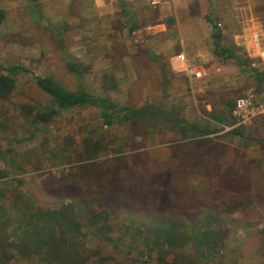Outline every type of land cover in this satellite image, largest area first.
<instances>
[{
	"label": "rangeland",
	"instance_id": "374dc122",
	"mask_svg": "<svg viewBox=\"0 0 264 264\" xmlns=\"http://www.w3.org/2000/svg\"><path fill=\"white\" fill-rule=\"evenodd\" d=\"M214 1L222 44L251 66L187 61L204 73L196 79L174 65L187 60L175 47L172 58L138 47L145 36L134 29L146 18L124 14L121 0L113 16L93 0H0V62L32 71L0 102V264H264V115L234 128L243 136L227 129L237 123L229 104H264V73L252 68L264 62L235 38L264 40V0ZM146 3L157 24L175 28L173 17L160 19L167 3ZM228 69L236 76L220 80ZM35 76L166 115L108 127L96 108H75L38 125L23 110L52 99ZM187 125L219 132L186 136ZM89 140L101 143L94 158ZM168 223L180 228L178 244L148 251L147 228Z\"/></svg>",
	"mask_w": 264,
	"mask_h": 264
},
{
	"label": "trees",
	"instance_id": "16d2710c",
	"mask_svg": "<svg viewBox=\"0 0 264 264\" xmlns=\"http://www.w3.org/2000/svg\"><path fill=\"white\" fill-rule=\"evenodd\" d=\"M124 13L127 14L125 11ZM3 14L4 12L0 11V23L2 22ZM208 22L212 30L211 38L215 46L214 54L225 60H236L240 67H250L251 64L249 60L245 58L244 55H241L235 46H225L222 44L223 32L215 26V21H213L211 16L208 17ZM70 68L75 72L78 71V68L75 65H71ZM255 72L256 74L258 73L257 70H255ZM27 74H32V71L24 65L13 64L5 66L0 62V102L9 99L15 93L18 85V77ZM256 77V79L264 85V77L262 74H257ZM34 83L52 99V106H42L36 111L32 107H27L23 110L28 118L32 119L33 122L38 125H49L50 123H53L63 111L75 108H96L100 113L103 123L108 127L127 124L138 120L157 121L166 115V113L159 109L155 104H146L141 108H133L120 105L109 97L96 95L88 90L71 92L62 87L61 84L50 76H35ZM234 107L235 104H229L230 115L232 114L231 110L234 109ZM212 117L218 122L229 121L227 117L218 114H212ZM182 132L186 136L188 133H191L193 136L205 137L219 131H203L197 125L191 127L187 125V127L182 129ZM232 133L234 135L243 136V132L240 129H234L232 130ZM87 143H89V150L92 153L91 157H96L101 149V143L93 142L92 140H89ZM6 177V174L0 172V179ZM143 232L145 231H140L142 234ZM179 233L180 228L174 223L151 226L147 228L145 232V247L151 252L154 249L165 251L170 247H175L178 244L177 236Z\"/></svg>",
	"mask_w": 264,
	"mask_h": 264
},
{
	"label": "crops",
	"instance_id": "0c3cea01",
	"mask_svg": "<svg viewBox=\"0 0 264 264\" xmlns=\"http://www.w3.org/2000/svg\"><path fill=\"white\" fill-rule=\"evenodd\" d=\"M122 2V12L125 11L131 16V11L134 10L142 13L146 18V25H143V28H140L141 24H139L134 29L135 32L142 30L145 36L143 42H137L138 47L161 49L167 54H172L173 50L169 49L175 47L174 51L186 55L188 63L195 62L206 69L210 68L209 70L214 69L217 62H220V65L228 63L231 67H233V62L237 63L236 60H225L214 54L215 46L211 38L212 30L207 19L210 15L217 14L214 9V0H173L164 4L159 9L160 19L173 17L175 28L172 29H169L165 23L157 24L156 13L153 9H148L146 0H123ZM126 4H129V6L127 7ZM93 6L101 15L113 16L116 12H119V0H93ZM233 45L232 42V44L225 46ZM174 55L176 54H172L170 57L172 58ZM226 64H224V67ZM243 68L245 67L243 66ZM228 70L220 73V80L230 81L232 76H236L231 71L232 69Z\"/></svg>",
	"mask_w": 264,
	"mask_h": 264
},
{
	"label": "built area",
	"instance_id": "2783aa9c",
	"mask_svg": "<svg viewBox=\"0 0 264 264\" xmlns=\"http://www.w3.org/2000/svg\"><path fill=\"white\" fill-rule=\"evenodd\" d=\"M150 6L158 7L164 3H167L170 0H147ZM236 40L243 43L244 47L250 51L251 58H260L264 62V40L258 34L252 35L250 38L246 36H235ZM239 44V43H238ZM264 64V63H262ZM174 65L178 66V69L185 71L190 74L193 78L200 79L204 76V73L196 68H191L188 66L187 60L184 55L177 57V61ZM252 68L260 70L261 73H264V68H261V65L252 64ZM264 115V104L257 106L254 103L252 97H242L236 101L233 118L237 123L234 126L227 128L228 130L238 128L241 126H246L252 124L256 119Z\"/></svg>",
	"mask_w": 264,
	"mask_h": 264
}]
</instances>
